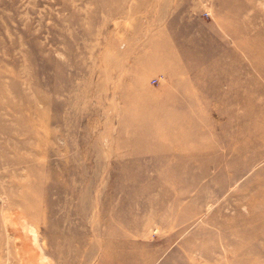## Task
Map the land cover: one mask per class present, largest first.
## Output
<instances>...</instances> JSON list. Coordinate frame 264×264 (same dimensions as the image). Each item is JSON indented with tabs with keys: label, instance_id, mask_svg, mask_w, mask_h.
Masks as SVG:
<instances>
[{
	"label": "rangeland",
	"instance_id": "374dc122",
	"mask_svg": "<svg viewBox=\"0 0 264 264\" xmlns=\"http://www.w3.org/2000/svg\"><path fill=\"white\" fill-rule=\"evenodd\" d=\"M0 264H264V0H0Z\"/></svg>",
	"mask_w": 264,
	"mask_h": 264
},
{
	"label": "crops",
	"instance_id": "0c3cea01",
	"mask_svg": "<svg viewBox=\"0 0 264 264\" xmlns=\"http://www.w3.org/2000/svg\"><path fill=\"white\" fill-rule=\"evenodd\" d=\"M175 24H177V25H179V29H183L184 27L186 28L187 27V25L186 24H180V23H173V26L175 25Z\"/></svg>",
	"mask_w": 264,
	"mask_h": 264
},
{
	"label": "bare ground",
	"instance_id": "6f19581e",
	"mask_svg": "<svg viewBox=\"0 0 264 264\" xmlns=\"http://www.w3.org/2000/svg\"><path fill=\"white\" fill-rule=\"evenodd\" d=\"M208 15V14H207Z\"/></svg>",
	"mask_w": 264,
	"mask_h": 264
}]
</instances>
